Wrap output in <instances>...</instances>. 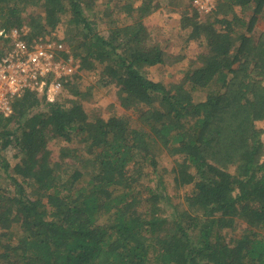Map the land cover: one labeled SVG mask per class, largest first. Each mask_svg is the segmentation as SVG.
<instances>
[{
  "label": "trees",
  "instance_id": "trees-1",
  "mask_svg": "<svg viewBox=\"0 0 264 264\" xmlns=\"http://www.w3.org/2000/svg\"><path fill=\"white\" fill-rule=\"evenodd\" d=\"M100 1L0 0V30L26 25L29 43L66 17L59 41L79 70L100 66L101 85L117 90L122 107L141 110L136 119L89 120L77 100L65 99L79 96L75 77L52 103L25 91L8 116L0 114V185L10 180L0 186V264H264V146L256 127L264 122V33L254 40L234 31L264 17V0H216L204 21L195 11L183 15L188 40L204 49L200 66L172 88L146 74L167 59L143 22L154 0L134 8L131 0H105L123 3L131 19L106 34L93 15ZM0 43L1 53L8 42ZM70 135L80 136L78 146L52 162L47 144ZM158 146L180 158L171 169L175 186H191L183 208L167 215L160 185L139 189L145 166L157 168ZM237 221L244 232L229 235Z\"/></svg>",
  "mask_w": 264,
  "mask_h": 264
},
{
  "label": "rangeland",
  "instance_id": "rangeland-1",
  "mask_svg": "<svg viewBox=\"0 0 264 264\" xmlns=\"http://www.w3.org/2000/svg\"><path fill=\"white\" fill-rule=\"evenodd\" d=\"M216 6V0H209ZM132 8L139 6V0H131ZM192 0H154V10H152L143 19L144 24L147 26L153 40L161 48L166 50L167 59L164 65L154 66L146 69L147 77L155 82H161L168 88H172L182 79L184 73L187 70L200 66L198 60L199 53L204 49L202 42L188 40V29L181 28L180 19L183 15H192V13L198 12L192 7ZM119 6L112 7L105 0L96 3L93 15L97 19L96 29L100 33L106 34L110 27L115 25L122 26L131 23V19L125 14L123 10V3H119ZM211 5V6H212ZM109 13L105 14V9L109 8ZM30 8L28 9L29 12ZM235 12L239 15L245 23L250 20L248 14H243L239 8H235ZM32 11L36 14H41V7L34 6ZM201 12L199 18L200 21H204L207 15L211 12ZM102 17V19H100ZM66 17L61 18V23L56 27L53 32L56 39H64L68 34V30L65 28ZM26 29L27 26L24 25ZM236 33H245L252 39L256 40L264 33V17H258L253 24L250 31L246 29V26H241L234 30ZM1 45V43H0ZM76 90L79 96L72 97L67 94L65 97L67 104L68 101L77 100L81 107L87 114L89 120L95 118L106 121L112 114H126L133 119H136L140 113V109L137 107H131L129 109L122 107L117 97V90L113 87H103L101 85V67L89 68L87 70H79L76 79H74ZM204 93L195 94V100L201 99ZM256 127L262 130L261 141L264 146V122L256 123ZM80 136L70 135L66 138H54L47 144V149L50 152L52 162L59 161V156L62 150L65 148L77 147ZM156 161L157 168H151L148 164L143 170V177L140 181V187L148 186L154 187L160 185V191L165 196L166 200H163L159 204L160 213L163 215L170 214L174 205H179L183 208V201L186 194L191 192V186L176 187L173 181V173L171 169L175 161L180 160L178 156H171L166 150L157 147ZM15 150L10 149L6 153V158L10 165L16 163L14 159ZM5 156V154H3ZM264 161V151L261 158ZM11 173V170L9 171ZM9 178L5 179V184H1V187L9 185ZM235 230L229 232V235H239L244 232L245 225L242 221H237L235 224Z\"/></svg>",
  "mask_w": 264,
  "mask_h": 264
},
{
  "label": "built area",
  "instance_id": "built-area-1",
  "mask_svg": "<svg viewBox=\"0 0 264 264\" xmlns=\"http://www.w3.org/2000/svg\"><path fill=\"white\" fill-rule=\"evenodd\" d=\"M192 7L209 12V0H192ZM212 5V6H211ZM28 29L0 30V41L8 42L0 53V114L11 113V103L25 91L35 92L48 103L55 101L63 85L74 79L79 66L70 51L53 33L27 42Z\"/></svg>",
  "mask_w": 264,
  "mask_h": 264
}]
</instances>
